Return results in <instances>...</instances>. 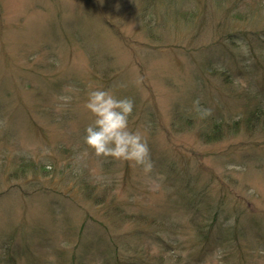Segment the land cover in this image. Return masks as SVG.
I'll return each instance as SVG.
<instances>
[{
	"label": "rangeland",
	"instance_id": "rangeland-1",
	"mask_svg": "<svg viewBox=\"0 0 264 264\" xmlns=\"http://www.w3.org/2000/svg\"><path fill=\"white\" fill-rule=\"evenodd\" d=\"M97 89L154 183L79 160ZM0 264H264V0H0Z\"/></svg>",
	"mask_w": 264,
	"mask_h": 264
},
{
	"label": "clouds",
	"instance_id": "clouds-1",
	"mask_svg": "<svg viewBox=\"0 0 264 264\" xmlns=\"http://www.w3.org/2000/svg\"><path fill=\"white\" fill-rule=\"evenodd\" d=\"M58 99L67 104L71 101V96L61 95ZM199 103V100L194 101V107L201 113V118L210 116L212 110L200 109ZM84 107L94 120L85 129L84 144L87 147L81 153L79 160H86L90 149L97 158L130 162L134 167L142 170L149 183H154L150 175L154 164L147 140L141 131L129 130V117L133 112L134 101L127 97L117 98L111 90L97 89L89 92ZM97 179L105 178L97 177Z\"/></svg>",
	"mask_w": 264,
	"mask_h": 264
}]
</instances>
